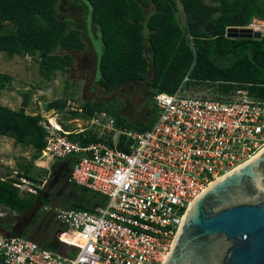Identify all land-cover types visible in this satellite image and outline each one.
Instances as JSON below:
<instances>
[{
	"label": "built area",
	"instance_id": "built-area-1",
	"mask_svg": "<svg viewBox=\"0 0 264 264\" xmlns=\"http://www.w3.org/2000/svg\"><path fill=\"white\" fill-rule=\"evenodd\" d=\"M242 27L264 35V20ZM187 79L171 92L155 93V118L144 130L117 126L104 111L73 130L35 112L46 131L40 157H75L68 181L105 201L92 211L44 205L62 227L65 251L0 232V264H162L193 199L264 147V97L246 88L221 99L190 93ZM37 100L31 99L34 107ZM89 130L97 142L69 136ZM16 185L31 192L41 186L26 177Z\"/></svg>",
	"mask_w": 264,
	"mask_h": 264
},
{
	"label": "trees",
	"instance_id": "trees-1",
	"mask_svg": "<svg viewBox=\"0 0 264 264\" xmlns=\"http://www.w3.org/2000/svg\"><path fill=\"white\" fill-rule=\"evenodd\" d=\"M86 1L91 18L100 30L102 50L97 71L98 82L105 90L133 81H146L148 96L153 99L157 92L176 89L187 75L184 88L198 87L218 99L235 97L240 88L248 89L251 96L264 97V35L259 38L226 35L228 27L245 26L254 18L264 20V0ZM85 46L81 29L70 27V22L59 15L57 0H0V52L8 57H36L44 79H53L58 71H67L73 63L70 53H58V49L80 51ZM10 80L8 73L0 72V91ZM67 97L59 94L46 101L42 112L52 110L67 120L86 119L94 112L104 111L115 119L117 126L136 130L149 128L155 118L151 123L126 121L112 111L115 101L84 103L81 110L70 109ZM151 109L156 111L154 102ZM41 118L39 113L0 103V135L12 138L15 143L30 145L35 150L33 158L37 159L46 145ZM64 128L67 129V125ZM69 136L82 144L99 140L92 130ZM73 158L70 155L55 159H64L71 167ZM31 165L17 173V177L0 174V207L8 214H21L38 202L46 212L43 209L44 205H49L46 199H54L41 196L44 185H34L35 192L21 191L16 185L19 177L40 185L41 180L28 174ZM68 183L79 192L73 197H61V207L92 211L104 203L105 197L74 182ZM4 219L0 216V227L8 231L7 235L26 234V229L18 230L11 219ZM51 229L58 230L54 224ZM32 240L54 251L64 250L61 241L50 247L49 238L33 237Z\"/></svg>",
	"mask_w": 264,
	"mask_h": 264
},
{
	"label": "rangeland",
	"instance_id": "rangeland-1",
	"mask_svg": "<svg viewBox=\"0 0 264 264\" xmlns=\"http://www.w3.org/2000/svg\"><path fill=\"white\" fill-rule=\"evenodd\" d=\"M57 9L59 15L70 22V27L81 29L85 48L80 51L58 49L56 51L58 53H70L73 56V63L67 71H58L51 80H46L40 75L36 57L18 55L8 57L4 52H0V72L11 76L9 85L0 91V103L17 109L22 101V93L29 92L26 111L35 113L41 111L46 101L56 98L59 94H65L68 96L67 103L70 109H80L84 103L104 104L115 101L111 105L112 111L114 110L121 118L129 122L144 120L151 123L156 111L151 109L153 99L148 96L146 81H133L109 91L99 84L97 60L102 50V41L100 30L91 18L89 3L86 0H57ZM147 78H150V71ZM191 88L190 93L208 92L198 87ZM35 97L38 98L37 107L31 102ZM44 114L58 121L62 127L67 125L69 130L83 128L87 122V119L83 118L66 120L52 110ZM34 153L35 150L30 145L15 143L12 138L0 135V174L4 177L9 175L17 177L25 167L32 164L28 174L41 180V186L44 185L41 196L54 198L45 201L51 206H60L61 197L67 195L73 197L79 192L73 190L68 183L70 169L68 161L60 159L58 162L50 156H39L34 159ZM39 204L38 202L34 208L21 214L15 212L8 214L0 207V212L3 213L0 216H4V220L11 219L16 229H26L27 232L23 236L30 239L49 238L47 245L55 246L54 242L60 241L62 227L52 220L49 212H43ZM51 224L56 225L58 230L51 229L52 226H49ZM0 231L7 235L6 229L0 227ZM63 245L66 248V244Z\"/></svg>",
	"mask_w": 264,
	"mask_h": 264
},
{
	"label": "water",
	"instance_id": "water-1",
	"mask_svg": "<svg viewBox=\"0 0 264 264\" xmlns=\"http://www.w3.org/2000/svg\"><path fill=\"white\" fill-rule=\"evenodd\" d=\"M226 30L228 37L261 36ZM21 97L26 109L29 92ZM162 264H264V147L193 199Z\"/></svg>",
	"mask_w": 264,
	"mask_h": 264
},
{
	"label": "bare ground",
	"instance_id": "bare-ground-1",
	"mask_svg": "<svg viewBox=\"0 0 264 264\" xmlns=\"http://www.w3.org/2000/svg\"><path fill=\"white\" fill-rule=\"evenodd\" d=\"M49 122L52 123L53 125H58V122H56L55 119H51V117H49Z\"/></svg>",
	"mask_w": 264,
	"mask_h": 264
}]
</instances>
